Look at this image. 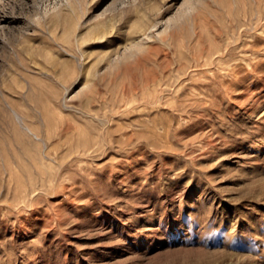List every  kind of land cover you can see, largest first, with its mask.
<instances>
[{
  "label": "rangeland",
  "instance_id": "obj_1",
  "mask_svg": "<svg viewBox=\"0 0 264 264\" xmlns=\"http://www.w3.org/2000/svg\"><path fill=\"white\" fill-rule=\"evenodd\" d=\"M0 264H264V0H0Z\"/></svg>",
  "mask_w": 264,
  "mask_h": 264
}]
</instances>
